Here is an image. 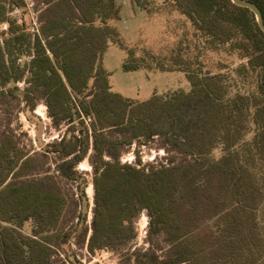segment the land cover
Here are the masks:
<instances>
[{
	"label": "trees",
	"instance_id": "16d2710c",
	"mask_svg": "<svg viewBox=\"0 0 264 264\" xmlns=\"http://www.w3.org/2000/svg\"><path fill=\"white\" fill-rule=\"evenodd\" d=\"M247 1L264 19V0ZM169 2L204 38L206 49L227 46L246 63L226 74L221 66L219 73L199 76L189 65L179 69L183 65L174 58L178 69H156L187 72L190 90L133 102L109 92L100 67L109 40L125 47L109 25L119 19L114 0H40L48 7L38 33L9 16L15 8L25 10L23 0H0V25L8 24L0 31V97L18 100L30 114L44 99L54 124L68 125L62 140L45 149L58 155L55 175L36 176L44 162L21 149L12 131L0 134V264H50L56 251L69 252L70 240L86 235L85 213L60 230L67 199L58 179L80 181L76 166L91 149L90 254L127 245L135 236L134 219L145 213L167 251L163 259L135 252L138 263L264 264V33L255 15L231 0ZM29 55V68L18 64ZM139 60L128 51L124 70L139 69ZM94 78L100 84L89 86ZM233 82L251 85L252 92L233 91ZM83 117L92 118L90 125ZM105 130L128 135V145L159 136L180 160L170 157L151 171L121 164L104 149V142L113 143ZM106 152L113 162L104 160ZM80 195L85 197L83 190Z\"/></svg>",
	"mask_w": 264,
	"mask_h": 264
},
{
	"label": "rangeland",
	"instance_id": "374dc122",
	"mask_svg": "<svg viewBox=\"0 0 264 264\" xmlns=\"http://www.w3.org/2000/svg\"><path fill=\"white\" fill-rule=\"evenodd\" d=\"M23 1L28 4L33 3V10L28 7L25 10L15 8L11 16L23 19L29 26L30 32L34 33L33 18L38 20L39 29L38 9L42 5L40 0ZM114 1L119 11V19L113 22V27L125 47L111 43L102 61L110 80L111 90L125 99L144 102L154 94L165 95L179 90L189 91L191 84L186 76L187 72L178 70L163 72L156 69V67H163L165 70L178 69L176 58L183 65L179 69L183 70L186 65H189V70L199 73V76L207 72L219 73L221 66L226 67L222 71L226 74L229 70H235L246 63V60L240 59L236 53L229 52L227 46L221 51L206 49L208 45L204 44V38L195 33L191 23L170 5L169 0ZM130 50H135L136 55L139 56L137 65L140 68L128 71L124 70L123 66ZM231 84H233V91L243 88L244 91L252 92L251 85L243 86L235 82ZM24 87L23 83L18 84L20 90ZM23 107L24 105L19 104L18 100L0 97V134L12 131L21 149L44 162L43 170L36 171V176H43L44 172L55 175L58 155L48 154L45 149L48 144L62 140L68 125L67 123L55 125L47 115L44 104H39L32 114L24 112ZM85 121L87 125H90L92 118H86ZM115 131L102 132L106 134L104 137L113 142L112 144L104 142V149H109L113 156H118L121 164H133L151 171L167 165L170 157L175 158L174 161L180 160V156L169 150L164 139L159 136L151 139L140 137L128 145L124 141L128 135ZM215 155H220V149L215 151ZM94 160L95 152L91 149L87 157L76 166V171L81 176L80 181L58 179L67 199L60 230L65 231L75 226L80 214L85 213V226L88 227V231L86 235L70 240L67 245L69 252L56 251L51 257L50 264H144L143 261L136 262L135 252L148 253L163 259L167 245L159 235L151 233L145 213H140L134 219L135 236L127 245L114 249H102L90 254L88 240L91 235L94 208L92 183ZM104 160L113 162L114 157L106 152ZM89 186L93 189L91 196L87 194ZM81 190L85 195L83 199L80 195ZM28 230L29 228L26 227V231ZM66 255H69V258ZM74 259L75 262H72Z\"/></svg>",
	"mask_w": 264,
	"mask_h": 264
},
{
	"label": "crops",
	"instance_id": "0c3cea01",
	"mask_svg": "<svg viewBox=\"0 0 264 264\" xmlns=\"http://www.w3.org/2000/svg\"><path fill=\"white\" fill-rule=\"evenodd\" d=\"M59 1V0H58ZM42 5V7L40 8V9H38V19H39V23H40V26L42 25V23H43V21H42V19H41V14L43 13V11L45 10V9H47V5H44V4H41ZM27 6V5H26ZM136 6V5H135ZM138 7L136 6L135 7V9H137ZM14 12V11H13ZM13 12H11V13H9V16L10 17H12L11 15H12V13ZM56 17H59V16H56ZM13 18H16V19H18V21L20 22V23H22L24 20L23 19H21V18H18V17H13ZM115 21H117V20H115ZM113 22L114 21H112L111 23H109V25L110 26H112L113 27ZM4 26H6V29L4 30ZM40 26H39V28H40ZM114 28V27H113ZM7 29H8V24L5 22V23H2L1 25H0V31H7ZM38 31H39V29H38ZM111 43H113L112 41H110L109 40V42H108V46L111 44ZM115 44V43H114ZM108 46H107V48H108ZM106 48V49H107ZM48 54L50 55V57L52 58V54L48 51ZM21 58H23L24 60H23V62L22 63H18L19 65H21V66H25V65H27L28 66V68H29V66H30V63H31V60H32V56L31 55H29V57L27 58V56H23V57H21ZM103 58V57H102ZM100 67H101V69L106 73V70L104 69V67H103V61L101 60V62H100ZM60 73H61V75H62V79H63V81H64V83H65V85L67 86V88H69V86H68V84H67V81H66V78H65V76L62 74V72L60 71ZM107 74V73H106ZM29 77V72L27 71L26 72V74H25V77H24V79H23V81L22 82H19V83H23L24 84V86L26 87L27 85L25 84V81H26V79ZM18 83V84H19ZM95 84H100V81L98 82V80L97 79H91L90 81H89V86H94ZM108 85H109V87H110V89H109V92H111V93H114L112 90H111V86H110V80L108 79ZM24 87V88H25ZM116 94V93H115ZM93 97V95H90V96H88V97H86V100L87 101H89V100H91V98ZM39 104H44V106H45V109H46V113H47V115L50 117V115H49V113H48V107H47V104H46V101L44 100V99H40L39 101H38V105H37V107L39 106ZM36 107V108H37ZM91 118V117H90ZM50 119H52L51 117H50Z\"/></svg>",
	"mask_w": 264,
	"mask_h": 264
},
{
	"label": "water",
	"instance_id": "95a60500",
	"mask_svg": "<svg viewBox=\"0 0 264 264\" xmlns=\"http://www.w3.org/2000/svg\"><path fill=\"white\" fill-rule=\"evenodd\" d=\"M238 7L249 9L256 17V21L260 30L264 33V19L260 8L247 0H231Z\"/></svg>",
	"mask_w": 264,
	"mask_h": 264
},
{
	"label": "built area",
	"instance_id": "2783aa9c",
	"mask_svg": "<svg viewBox=\"0 0 264 264\" xmlns=\"http://www.w3.org/2000/svg\"><path fill=\"white\" fill-rule=\"evenodd\" d=\"M26 5H27L28 8H31V9L33 10V6H34L33 3H29V4L26 3ZM32 18H33V17H32ZM37 22H38V20L33 18V24H34V26H35V27H34V30H33L34 33H38ZM5 29H6V26H4V30H5ZM28 57H29V56H27V58H28ZM23 60H24L23 58H19V59H18V63H19V64L22 63ZM20 116H22V113H20Z\"/></svg>",
	"mask_w": 264,
	"mask_h": 264
},
{
	"label": "bare ground",
	"instance_id": "6f19581e",
	"mask_svg": "<svg viewBox=\"0 0 264 264\" xmlns=\"http://www.w3.org/2000/svg\"><path fill=\"white\" fill-rule=\"evenodd\" d=\"M92 192H93V189H92L91 186H89V187L87 188V194H88V196H91V195H92Z\"/></svg>",
	"mask_w": 264,
	"mask_h": 264
}]
</instances>
